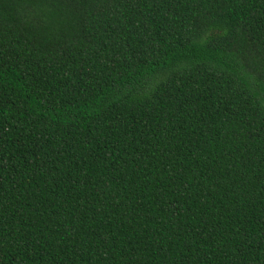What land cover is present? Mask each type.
I'll use <instances>...</instances> for the list:
<instances>
[{
  "label": "trees",
  "instance_id": "trees-1",
  "mask_svg": "<svg viewBox=\"0 0 264 264\" xmlns=\"http://www.w3.org/2000/svg\"><path fill=\"white\" fill-rule=\"evenodd\" d=\"M0 264H264V0H0Z\"/></svg>",
  "mask_w": 264,
  "mask_h": 264
}]
</instances>
